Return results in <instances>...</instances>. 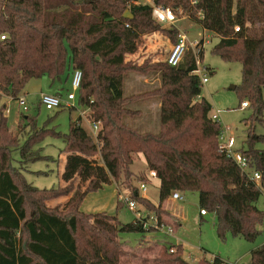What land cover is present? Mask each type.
Listing matches in <instances>:
<instances>
[{"label": "trees", "instance_id": "1", "mask_svg": "<svg viewBox=\"0 0 264 264\" xmlns=\"http://www.w3.org/2000/svg\"><path fill=\"white\" fill-rule=\"evenodd\" d=\"M153 2L171 8L179 17L189 15L218 37L212 53L242 64L241 82L234 89L239 104L247 101L252 109L245 124L262 123L264 0ZM126 9L131 14L128 18L123 17ZM155 30H162L173 43L177 39L176 28L154 21L150 6L130 0H0V36L5 35L0 38V264H124L125 248H131L119 239V232L157 230L143 226L146 218L122 223L116 215L85 213L79 205L86 193L106 183H125L120 180L123 177L129 181L134 153L144 156L146 166L160 180L159 205L141 197L136 186L128 195L154 210L159 221L168 215L162 202L180 190L197 193L199 210L215 215L219 236L229 232L254 240L262 231L264 211L257 206L260 189L218 150L220 126L209 118L211 104L200 96V77L192 72L196 68L193 52L187 50L175 67L166 60L147 59L140 65L124 61L126 53L135 52L140 37ZM74 69L81 71L75 100L78 96V103L90 111V122L101 123L98 133L93 136L81 116L70 117L68 133L40 128L21 143L17 132L9 129L2 98L15 99L31 78L46 76L54 83ZM129 73L156 74L159 85L125 96L123 83ZM148 97L159 101L157 133H141L123 122L124 116L138 114L128 105ZM35 118L20 113L17 131L20 126L34 127ZM48 132L64 140L61 151L67 156L61 179L67 182L65 187L37 188L13 163L14 150L19 151L17 164L49 159L33 149ZM246 143L243 153L264 175V149L255 147L264 143V135L255 134L249 123ZM97 153L99 158L93 156ZM76 178L73 203L64 209L46 206L45 200L69 192ZM85 183L80 192V184ZM122 204L118 201L117 207ZM169 223L175 229L179 222ZM172 246L176 252H169ZM147 248L158 251L152 264H191L182 257L180 244L153 242ZM224 263L214 257L196 264ZM246 264H264V244L250 252Z\"/></svg>", "mask_w": 264, "mask_h": 264}, {"label": "rangeland", "instance_id": "2", "mask_svg": "<svg viewBox=\"0 0 264 264\" xmlns=\"http://www.w3.org/2000/svg\"><path fill=\"white\" fill-rule=\"evenodd\" d=\"M178 25L187 33L189 40L197 38V33H204V36H208L210 41L204 46L200 65L201 68H206L202 70L206 74L208 81L205 84H202L200 96L205 98L211 104L210 113L215 112L216 110L220 111V122L222 123V126H227L235 137L236 147L243 150L247 149V124L249 123L253 126L255 134L264 135V111L262 115V123L249 121L245 124V121H248L252 114V109L251 107L241 108L236 91L231 88V86H238L241 82L242 64L239 61L224 60L220 56L212 53V48L218 41V37L212 32L208 30L203 32V30L191 20H181L178 22ZM153 32L155 33V37H151ZM153 32L143 34L140 37L135 52H142L146 47V43L147 45H150L151 43L155 44V39H159V43L157 42L156 45L157 47L152 54H149V58H157L159 60L157 62H161L165 60L168 50L170 49L169 47H171L170 44L173 42L162 30H155ZM147 37L152 39V42L150 40L148 41ZM131 74L135 75V73H130L128 80L132 79L139 85L135 89H126V87L123 86L124 95L146 92L159 85L160 80L156 74H138L139 76H142L138 79H133L134 76H131ZM56 89H58V91H55ZM71 89L70 82L66 79L64 80V78L61 81H54V83L45 76L29 79L20 93L26 100L28 110L23 112L20 109L19 112L36 116V125L34 127L29 125L23 127L20 126V131H17L16 122L13 117L18 108V104L14 100L11 101L10 98L12 97L4 96L2 98L1 102L3 100L9 101L8 105L11 113L8 117V126L12 129V132H17L16 134L19 135L21 143L24 142L30 134L40 128L47 131L51 130L59 134L68 133L70 117L73 115L75 116L78 112L81 113L84 110H86V112H84L83 115L90 121L88 118L90 111L78 103V96L75 100V108L72 111L66 108H45V105L41 100L42 95L54 96L57 94L56 92H58L62 95V99H66L67 93L71 91ZM158 103L159 101L157 98L148 97L142 101L129 104L128 106L132 110H138V114L135 116H124L123 122L141 133H157L160 128ZM99 129L96 132L91 130L93 136L98 133ZM63 147L64 140L57 135L55 136L54 134H51V132H48L39 140V142L33 145V149L39 150V155L47 156L49 159L45 160L42 158L35 160L34 162H21L20 164H17L19 151L14 150L12 153L14 158L13 163L25 174L27 182L37 188L62 187L58 184L60 177L57 173V167L59 165L58 158ZM255 147L264 149V143H256ZM93 156L99 158L98 153ZM143 157L144 156L141 153L132 154L130 169L132 173L135 172V174H139L137 177L141 176V173H139L140 171L145 170L146 164L144 163ZM120 180L121 182H126L114 183L122 193L125 192L126 194H129L128 190L130 188L137 187L138 178L136 179L134 176H131L129 181L128 179H124V177ZM76 185L77 183H75L74 180L73 188L69 192L65 194L61 193L62 195L60 194L55 198L45 200L46 206L49 208L64 209V206L67 205L64 199L73 192ZM146 186L148 196L158 202V188L148 183ZM180 192H182L183 199L178 200L177 203L182 206L181 212L184 218L179 221L180 226L172 234H166L165 231H156L153 234L151 233L153 231H147L144 233L127 231L119 232V239L124 242L127 247L131 248H125V257L123 259L124 264H152V260L157 256L158 251L156 249L149 250L147 246L151 245L154 239L163 242L167 246L169 244L175 246L179 244L182 245V257L191 264H196L204 259L211 261L214 257H218L221 261L227 263L239 262L240 264H246L250 261V252L256 248L262 247L264 244V221L259 226L262 228V231L254 240L235 237L229 232H225L223 236H219L216 228L215 215L208 212L207 215L200 217L197 193L189 191ZM139 194H142L141 191H139ZM34 196L37 197L38 195L34 194ZM136 203L138 210H141V212L143 211L145 214H156L154 210L145 207L142 208L138 202ZM257 206L264 211L263 194H260L257 200ZM114 213H116L117 219L122 223L133 222L136 218V213L128 209L124 204L117 207L116 210H114ZM162 218L164 224L173 227L171 223H165L171 222L170 220H167L164 216H162ZM148 236L150 237L143 242L142 240L144 237ZM140 243L141 246L138 248Z\"/></svg>", "mask_w": 264, "mask_h": 264}, {"label": "built area", "instance_id": "3", "mask_svg": "<svg viewBox=\"0 0 264 264\" xmlns=\"http://www.w3.org/2000/svg\"><path fill=\"white\" fill-rule=\"evenodd\" d=\"M130 2L131 4L134 5L145 4L150 6L152 17L156 23L162 26L163 25L173 26L174 28L177 29L178 31L177 39L174 43H172L170 49L168 50V53L165 58L166 62L170 66L175 67L179 65L180 62L183 60L185 52L187 50H191L194 54L195 66H196V68L192 72L198 74V76L200 77L201 84H205L208 81V78L206 74L203 72V70L206 68L200 67L201 54L203 52L204 46L207 43H209L210 40L208 39V36H204V33L203 34L197 33L198 36L197 38H194V40H189L187 33L183 31L178 25V22L181 20L189 21L190 20L189 15L184 14L183 16L179 17L171 8L164 5L155 4L153 0H130ZM198 15L202 17L201 12H198ZM198 26L203 30V32L207 31L206 29L202 28L200 25ZM238 30L239 27L236 26L235 32H237ZM152 36L155 37L154 32L151 35V37ZM0 38L5 39V35H1ZM147 40L152 41V39H149V37H147ZM138 54L143 60H145L149 58V54H152V52L149 53L145 47V49ZM157 60H158L157 58H151L152 62ZM80 81H81V71L79 69H74L71 78L72 89L67 93L66 99H62V96L59 95H54V96L42 95L41 100L44 103L45 108L46 109L75 108V92L80 85ZM10 99L14 100L23 112L28 110L26 100L23 96L19 95L15 99L12 98ZM240 107L241 108L248 107V102L243 101ZM208 116L213 122H216L220 126V130L217 136L219 152L222 153L225 157L229 158L237 166V168L260 189V193L263 194L264 196L263 173L260 170L256 169L251 164L249 156L243 153V149L236 147L235 137L232 135L229 128L227 126H222V123L220 122V111L216 110L215 112L212 113L209 112ZM90 124L92 131L94 132H96L100 127L99 121L90 122ZM153 173L155 172L153 171ZM139 190L145 192L146 184L140 183ZM170 198L175 201L182 200L183 199L182 192L178 190H174L170 193ZM120 201L124 203L125 206L128 207V209L136 213L137 219L142 220L143 218H146V220L143 221V226L145 228L149 226H153L157 231H165L166 234L173 233L172 227L159 221L156 214H149V213L145 214L143 211L141 212V210H138L137 203L134 200H132L129 196L127 197L121 196ZM199 213L200 215L207 214L205 210H199ZM168 250L169 252H175L176 248L172 246ZM224 264H240V263L226 262Z\"/></svg>", "mask_w": 264, "mask_h": 264}, {"label": "crops", "instance_id": "4", "mask_svg": "<svg viewBox=\"0 0 264 264\" xmlns=\"http://www.w3.org/2000/svg\"><path fill=\"white\" fill-rule=\"evenodd\" d=\"M155 39V38H154ZM156 42L155 44H148L146 43V49L149 53L153 52L155 50V48L157 47V42L159 43V39H155ZM152 42V41H151ZM172 45V43L170 44V46ZM170 48V47H169ZM151 61V58H147ZM145 59V60H147ZM145 60H143L140 55L136 52H133V53H126L124 55V61L125 62H131V63H135L137 65H140L142 64ZM159 61V60H157ZM157 61H154V62H157ZM71 73L72 72H69V76L67 78H64V80H68L69 82L71 81ZM130 75V73H129ZM128 75V76H129ZM131 76H134L133 79H138L139 77L141 78L142 76H139L138 74L135 73V75H132ZM46 77V76H45ZM129 77H126L125 80H124V85L126 87V89H135L139 84H137V82H134V80H128ZM146 81V80H144ZM55 91H58V89H56ZM58 93V92H56ZM134 94V93H133ZM21 95V94H20ZM127 96V95H125ZM12 101V100H11ZM4 104H5V107H6V110H5V115L7 116V119L8 117L10 116V108H9V101L8 100H3L2 101ZM158 106H159V103H158ZM17 110L16 112L14 113V119H15V122H16V127L18 125V121H19V115H20V107L17 106ZM86 112V110H84L83 112H78L75 116H71L72 119H75L77 118L78 116H81L82 118V124L91 132L92 128H91V124H90V121L83 115V113ZM71 114V113H70ZM10 129V127H9ZM10 131L12 132V129H10ZM14 133V132H13ZM66 156H67V153L66 152H61L60 155H59V165L57 167V173L60 177V180H59V185L62 186V187H65L67 185V182L63 181L61 179V174L63 173V170H64V165H65V161H66ZM144 159V163L146 164V161H145V158L143 157ZM139 173H141V176L140 177H137L139 174H135V172L133 173V176L136 177V179L138 178V182H137V190L138 191H141L139 190V185L140 183H145L147 185L148 184H151L153 186H155L156 188H158V196H159V186H160V180L157 178V176L155 175V173H153V170H150L147 166H145V170L143 171H140ZM75 183H77L78 185V178H76L75 180ZM76 185V187H77ZM87 185V183H85L84 185L80 184V190L81 192H83L85 189V186ZM83 186V187H82ZM146 191H147V186H146ZM142 192L141 191V197L147 199L148 201H150L153 205L155 206H158L159 205V201H155L153 200L152 198H150L147 194V192ZM129 192V190H128ZM72 193L68 196H66V200L64 199V201L66 203L68 202H73L72 199H71V196H72ZM125 193V192H124ZM121 192V190L118 188V186L114 183V181H112L111 183H106L104 184L101 188H99L98 190H95V191H90L88 193H86L81 202H80V205H79V209L81 211H84V212H88V213H96V212H106V213H109V214H113V215H116V213H114V210H116V207H117V202L120 201V197L121 196H124V197H127L129 196L128 194H124ZM178 200H172L170 198V195L162 202L161 206H163L164 210L168 212V215L165 216V218L167 220H170L171 222L173 221H180V220H183V215H182V206L180 204L177 203ZM143 208V207H142ZM208 214V213H207ZM205 214V215H207ZM205 215H201L200 217H203ZM117 216V215H116ZM120 221V220H119ZM121 222V221H120ZM166 223V222H165ZM167 224H169V222H167ZM170 226V225H169ZM180 226V223H178V227ZM176 227L174 229V227H172V230L173 232H175V230H177ZM156 232V231H153L151 232L152 234ZM148 237H144V239L142 240L143 242H145L148 238ZM141 241V242H142ZM153 242H157L158 244H163V242H160V241H157L156 239H154L152 241ZM141 243L139 244L138 248L140 247Z\"/></svg>", "mask_w": 264, "mask_h": 264}, {"label": "water", "instance_id": "5", "mask_svg": "<svg viewBox=\"0 0 264 264\" xmlns=\"http://www.w3.org/2000/svg\"><path fill=\"white\" fill-rule=\"evenodd\" d=\"M130 16H131L130 11L129 10H125V12L123 13V17L128 18ZM231 88L234 89L235 86H231Z\"/></svg>", "mask_w": 264, "mask_h": 264}]
</instances>
